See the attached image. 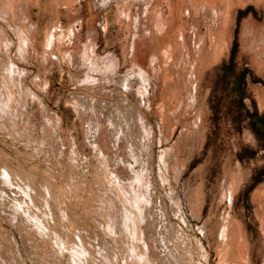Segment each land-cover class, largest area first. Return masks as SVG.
I'll return each mask as SVG.
<instances>
[{"label":"rangeland","instance_id":"374dc122","mask_svg":"<svg viewBox=\"0 0 264 264\" xmlns=\"http://www.w3.org/2000/svg\"><path fill=\"white\" fill-rule=\"evenodd\" d=\"M252 112L264 0H0V264H264Z\"/></svg>","mask_w":264,"mask_h":264},{"label":"trees","instance_id":"16d2710c","mask_svg":"<svg viewBox=\"0 0 264 264\" xmlns=\"http://www.w3.org/2000/svg\"><path fill=\"white\" fill-rule=\"evenodd\" d=\"M249 127L264 146V116L258 112L249 113Z\"/></svg>","mask_w":264,"mask_h":264},{"label":"bare ground","instance_id":"6f19581e","mask_svg":"<svg viewBox=\"0 0 264 264\" xmlns=\"http://www.w3.org/2000/svg\"><path fill=\"white\" fill-rule=\"evenodd\" d=\"M187 4V3H186ZM195 12V11H194ZM193 13V12H192ZM212 16V15H211ZM215 18V17H214ZM144 79V78H143ZM5 173V172H4ZM6 174V173H5ZM5 176H7V175H5ZM28 193V192H27ZM137 202V201H136ZM124 204V203H123ZM22 206V205H21ZM127 227V226H126ZM129 228V227H128ZM108 231V230H107ZM111 232V231H110ZM131 235V234H130ZM81 250H83V249H81ZM97 251V250H96ZM88 254V253H87Z\"/></svg>","mask_w":264,"mask_h":264}]
</instances>
